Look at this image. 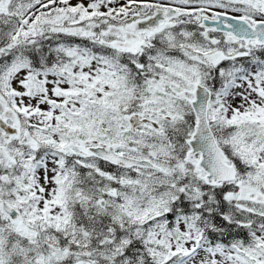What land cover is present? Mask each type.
Segmentation results:
<instances>
[{"label": "snow or ice", "instance_id": "obj_1", "mask_svg": "<svg viewBox=\"0 0 264 264\" xmlns=\"http://www.w3.org/2000/svg\"><path fill=\"white\" fill-rule=\"evenodd\" d=\"M0 264H264V0H0Z\"/></svg>", "mask_w": 264, "mask_h": 264}]
</instances>
